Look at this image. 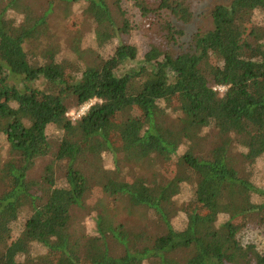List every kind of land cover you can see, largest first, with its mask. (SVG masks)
Instances as JSON below:
<instances>
[{
  "label": "trees",
  "instance_id": "1",
  "mask_svg": "<svg viewBox=\"0 0 264 264\" xmlns=\"http://www.w3.org/2000/svg\"><path fill=\"white\" fill-rule=\"evenodd\" d=\"M4 1L0 264H260L241 237L264 230V0L165 56L150 0Z\"/></svg>",
  "mask_w": 264,
  "mask_h": 264
},
{
  "label": "rangeland",
  "instance_id": "2",
  "mask_svg": "<svg viewBox=\"0 0 264 264\" xmlns=\"http://www.w3.org/2000/svg\"><path fill=\"white\" fill-rule=\"evenodd\" d=\"M234 0H177L175 3L169 2L168 0H150V7L152 9H159L163 13H167L169 17V24L162 25L160 23L148 20L143 23V31L151 34L155 38H159L160 45L158 46V54L165 56L175 54L179 50L178 41L180 43H187L189 38L198 30V28H203L202 30H207L210 28L211 19L209 17L210 11L216 5H228ZM0 2H5L0 0ZM99 15V14H97ZM125 32L127 29L122 27ZM66 29L64 21H58L52 26L49 35L45 36L40 43L31 42L28 46L30 49L41 53L49 44H51L54 39L62 37ZM63 38V37H62ZM60 39V38H59ZM244 52L247 49L243 48ZM215 90L222 92L218 87H213ZM93 104H88L85 108L79 111L82 115L86 112ZM75 112L69 114L72 118ZM205 134L202 132V127L198 126L193 129V137H200ZM38 165L32 168V176L38 172ZM129 187L136 188L137 191L143 190L140 183H129ZM242 241L244 243H256L258 249L264 254V230L262 232L250 231L242 235ZM264 264V260L260 263Z\"/></svg>",
  "mask_w": 264,
  "mask_h": 264
},
{
  "label": "built area",
  "instance_id": "3",
  "mask_svg": "<svg viewBox=\"0 0 264 264\" xmlns=\"http://www.w3.org/2000/svg\"><path fill=\"white\" fill-rule=\"evenodd\" d=\"M219 89L221 90V88H219ZM222 90H223V89H222ZM216 91H218V90H216ZM83 113H85V112H83ZM83 113H82V114H83Z\"/></svg>",
  "mask_w": 264,
  "mask_h": 264
}]
</instances>
